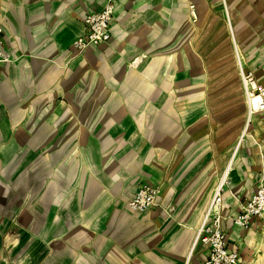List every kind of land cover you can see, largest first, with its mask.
I'll return each instance as SVG.
<instances>
[{"label": "crops", "instance_id": "obj_1", "mask_svg": "<svg viewBox=\"0 0 264 264\" xmlns=\"http://www.w3.org/2000/svg\"><path fill=\"white\" fill-rule=\"evenodd\" d=\"M106 1L0 0L2 41L13 57L0 75V264H154L148 249L156 243L168 253L156 264H180L192 254V233L149 230L164 221L161 207L174 191L213 164L208 120L200 118L214 107L206 65L232 55L234 41L244 67L264 82V0H115L111 40L78 51L87 16ZM183 71L188 78L180 80ZM236 72L238 86L225 76L222 97L244 105L245 127ZM187 96L199 102L188 105ZM245 133L238 168L253 193L264 164V111ZM119 136L133 162L97 167L100 143ZM212 172L208 166L193 189L207 175L215 180ZM145 181L161 185L157 205L142 213L120 208ZM229 203L227 217L241 207ZM253 222L247 232L224 226L240 261L247 254L248 264H264V220ZM207 254L199 247L193 262Z\"/></svg>", "mask_w": 264, "mask_h": 264}, {"label": "rangeland", "instance_id": "obj_2", "mask_svg": "<svg viewBox=\"0 0 264 264\" xmlns=\"http://www.w3.org/2000/svg\"><path fill=\"white\" fill-rule=\"evenodd\" d=\"M192 21L196 22L197 18L194 20L192 19ZM231 49L232 55L226 54L225 57L217 63L214 62L206 65L207 78L205 80L203 79V85L212 90V94L210 96L213 101L211 104L214 105V107L211 108L210 111H207L206 114L205 112H202L200 117H205L204 119L208 120V127H205V130L209 133L208 141L211 149V159L213 164L211 162V164L202 168L198 175L190 181L189 186L187 185L183 190L179 189L176 192L174 191L171 201L168 204H163L161 207L160 215L163 217L164 221L154 223L151 226L152 228L149 230V232L152 230L158 231L160 235L164 237H166L167 234L170 235L176 232L179 228H185L192 233V236L190 237V247H193L192 254L190 255V252L187 253L183 257L180 264H195L193 262V254H195L199 249V245L197 244L198 231L206 217L207 212L214 206L212 203V197L210 198V188L213 187L214 182L217 181L216 185H218L220 182L225 180L226 208L231 207L229 203L230 201L236 204L241 203V199L245 200L246 197L250 195L252 190V186L249 187L247 185L248 182L246 183L245 181L246 176L243 171L239 170L241 158L238 157V149H240L242 141L246 135V125L245 127H241L244 105L240 104V101L237 98L233 99L231 97H222L226 91L225 76L232 73L236 78L231 88H235L236 84L238 86L240 82L237 80L236 74L238 69L237 52L239 50L234 41H232ZM177 77H179L180 80H183L187 79L188 75L185 71H183L180 72ZM219 88H221V90H218ZM193 99L197 100L196 102H199V97L187 96L186 101L188 102V105L194 102ZM99 115L100 134L105 135L107 132H105V128H103V126H105V122H103L102 116L104 117L106 112H100ZM122 141L123 137L119 136L114 142L100 143L99 154L101 155V159L104 160H101L102 164H99L97 167H113L115 169H120L133 162L126 159L125 151L127 144L122 143ZM128 145H130V143H128ZM211 165H213L214 168L212 175L216 173V177L214 178L215 180H213V178L210 179L207 175L205 186L203 187V185H201L199 189L197 188L194 190V185L197 183H204V176L208 171V166ZM219 167L220 169H218ZM116 199L119 201L120 197H117ZM128 200L129 199H121V201L118 202V204L121 205L119 207L125 209V204L128 203ZM263 235L264 233L260 236ZM257 241L258 240L254 243V248L257 246ZM160 242L162 243V241ZM125 243L126 242L122 241V247ZM133 244L138 247L136 242ZM252 248L253 246L248 247L249 250H252ZM148 251L151 252L149 261L154 259L158 263L161 261V258L165 256L163 253L168 254L166 251L162 250L160 243H156L150 247ZM116 254L119 261H123L126 258L123 250L120 248H116ZM255 254H258L256 250ZM258 256L259 255H257V257ZM134 258L136 259L137 257ZM156 262L154 264H156ZM244 262L245 264L250 262L247 254L238 264H244Z\"/></svg>", "mask_w": 264, "mask_h": 264}, {"label": "built area", "instance_id": "obj_3", "mask_svg": "<svg viewBox=\"0 0 264 264\" xmlns=\"http://www.w3.org/2000/svg\"><path fill=\"white\" fill-rule=\"evenodd\" d=\"M190 17L197 18L193 13V5L190 3ZM114 7L115 0H107L106 4L99 10L90 13L87 18L86 33L75 39L74 45L78 51H83L89 46L99 45L111 40L114 30ZM241 58V56H240ZM238 57V73L242 83L246 104V129L252 122L256 113L264 111V82H260L253 70L246 69L242 60ZM13 59L12 54L4 47L2 41V28L0 26V75L3 66ZM258 98L254 104L253 97ZM246 132V131H245ZM225 180L220 182L212 197L213 205L219 207L213 211L212 207L198 231L197 244L208 250L207 256L200 264H237L240 261V252L231 244L229 235L225 229L224 221L232 230L242 229L249 231L255 219L264 220V164L261 177L254 187L253 193L241 199L239 211L227 217L225 215ZM162 193V188L149 181L142 183L135 195L129 198L127 205L132 211L145 212L157 205V200Z\"/></svg>", "mask_w": 264, "mask_h": 264}, {"label": "bare ground", "instance_id": "obj_4", "mask_svg": "<svg viewBox=\"0 0 264 264\" xmlns=\"http://www.w3.org/2000/svg\"><path fill=\"white\" fill-rule=\"evenodd\" d=\"M192 5H193V13L195 14V16H196V13H195V4L194 3H192ZM239 57V56H238ZM240 58V57H239ZM253 100H254V104H257V100H258V98L256 97V95L253 97ZM127 208H129L130 209V207L127 205ZM131 210V209H130ZM212 210L213 211H218L219 210V207L217 206V205H214V207L212 208ZM135 212V211H134ZM238 264V263H237Z\"/></svg>", "mask_w": 264, "mask_h": 264}]
</instances>
